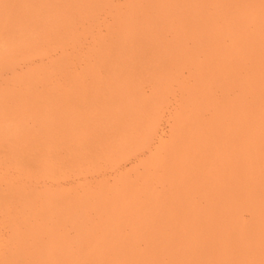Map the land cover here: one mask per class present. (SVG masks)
<instances>
[{
    "label": "bare ground",
    "instance_id": "obj_1",
    "mask_svg": "<svg viewBox=\"0 0 264 264\" xmlns=\"http://www.w3.org/2000/svg\"><path fill=\"white\" fill-rule=\"evenodd\" d=\"M19 1L18 12L4 11L0 15V30H4L0 31V35L9 28L7 23L18 30L16 38L10 39L11 42L0 37V64L6 63L8 59L17 61V58H23L24 55L19 53L21 46L20 52L28 44L31 48L32 39L24 33L23 28V24L27 27V21L38 23L42 29L54 27L50 30L56 34L50 37L44 35L45 29L42 30L36 24L34 26L42 30V35L54 39L52 43L50 40L45 43L48 38L43 36V43L51 44L46 49L39 46L41 51L34 52V55L43 57L53 49H59L61 53L60 59L51 61L49 67L31 73L33 81L35 77L40 81H48L44 95L49 96V99L59 97L67 102L71 97L88 95L86 79L93 81L98 78V67L107 63L108 52L131 44L135 39L133 37L138 34L151 40L155 36L151 41L152 47L163 52L157 54V62H164L160 64L162 68L165 63L168 66L164 77L162 74L164 80L154 77L150 82L153 90L151 98L139 103L144 102L146 107L152 105L151 112L157 114L164 107L161 105H165L167 97L171 96L172 86L179 92L177 108L171 118L170 144L166 141L168 146L161 143L153 152L149 150L148 159L141 163L143 173H139L133 182L126 184L127 179L121 176L123 178H119L107 193H103V189L99 193L97 189V193L86 192V195L81 192L84 195L74 204L63 202L60 209H56L57 204L42 205L43 209H47L50 225L49 242L39 261H43V264H264V154L259 153L261 149L257 148L258 143L254 140L264 133V0H123L121 5H115L114 0H84L86 5L81 3L82 0ZM57 7L61 8V15L56 13ZM9 9L11 11L12 7ZM70 12L72 15L69 17ZM11 14H15V18ZM100 14L109 18L104 24L105 33L92 37L91 48L83 52L80 50V40L89 35L94 27L100 26ZM72 16L83 20L84 24L79 23L80 27H77L78 22L75 25ZM63 24L64 33L58 31L63 35H58L55 40L58 33L56 29ZM37 28H34L33 33ZM27 47L25 50L29 51ZM23 53L26 55L27 52ZM28 56H25L26 59ZM76 64L83 65L84 69L71 72ZM27 88L30 87L27 86L26 91ZM27 95L23 94V97ZM31 96L34 97L33 94ZM37 100L39 103L43 101L41 98ZM147 111L150 117H157L153 113L150 115V110ZM154 121L150 120L148 127L144 126L148 129V135L154 133ZM75 129H72L73 133L77 131ZM236 131L242 135L235 138L236 146L229 148L226 137L237 135ZM66 153L68 161L72 160L70 158L74 157V153ZM124 157L122 155L120 159ZM87 159L90 160V157ZM116 160L105 162L115 165ZM82 161L76 156L69 161L73 164H69L79 168L86 165ZM93 161L96 160L92 158L91 164L87 163L96 168L98 164L95 162L94 165ZM51 162H46L45 167L52 170L56 165H49ZM59 165L58 169L62 168ZM51 170L46 168L47 173ZM59 170L61 177L65 175L63 170ZM85 170L83 168L82 171ZM67 171L66 176L70 174V170ZM89 171L93 172L92 169ZM46 177H50L49 173ZM65 192L59 194L65 195ZM56 199L55 196V203L64 201ZM85 208L96 211L97 223H93V220L86 221L83 226L78 223L77 213ZM47 212L45 210L41 214L46 215ZM244 214L248 215L249 221L244 220ZM44 224L43 227H46L47 224ZM67 226L75 231L71 238L66 234L72 231H66ZM31 234L35 235L36 230L32 229ZM141 242L144 243L142 249Z\"/></svg>",
    "mask_w": 264,
    "mask_h": 264
},
{
    "label": "rangeland",
    "instance_id": "obj_2",
    "mask_svg": "<svg viewBox=\"0 0 264 264\" xmlns=\"http://www.w3.org/2000/svg\"><path fill=\"white\" fill-rule=\"evenodd\" d=\"M84 2L85 1L82 0L81 3L86 5L85 4L86 2H91V1L86 0V2L85 3ZM122 2L123 0H114L115 5H119V4L121 5ZM19 3H20L19 0H2L0 4V15H2L4 11H7V13L13 12L14 10L15 11L13 13L18 12L20 10L18 7ZM11 7L12 9L11 11H9L10 10L9 8ZM1 8H2V11H1ZM55 10L57 11L56 12L57 14L59 12H62L60 7H57V9ZM13 15L12 17L15 18L16 15L15 16ZM71 15H72V12H70L69 17ZM98 18H99L98 23L100 26L94 27L93 30L90 31L89 35L81 38L80 40L81 42L80 50L83 52L91 48L92 37H97V35H104L105 33L104 24L109 21V18L103 17L102 14H100ZM104 18L105 20L103 21L102 19ZM54 19H57V17H54ZM71 19H74L75 25L77 24L76 22H78L79 26L77 27H80V24L81 25L84 24L83 20H79L77 19V17L72 16ZM27 23H26L27 27L25 26V24H23V28H25L24 33L25 34L27 33V36H29V38L32 39L31 41L33 42L31 43L32 46L35 47V45H38L37 48H34L32 46L30 48V44H28L26 46H29L27 47L29 48V51H26L27 49L25 48L26 47L25 46L23 49H21V52H22L21 53L20 52V48L22 47L21 46L19 48V53L24 55L23 58H17V61L8 59L10 61L9 64L7 63L8 60L6 61L8 65H6V63L4 62L3 64H0V113H1L0 117L2 118V119L0 118V122H1L0 123V264H5L6 262H11V264H29V263L30 264H39V263L43 264V261L40 262L39 259H41L40 258L41 255L43 256L45 254V252H42V251H46L45 245L46 244L48 245L47 242H49L48 226L50 225V221L47 215L48 212H47V209H45L46 203L52 204V206L57 204L56 209L57 208L60 209L63 202L69 203V204H72L73 202L75 203V201L79 197H82L84 195V194H81V192L85 193V195H86V192H90V191L93 193H97L96 192V189H97L98 193L102 192L103 190H104L103 193H107V191H110L111 189H113L112 186L116 185L117 180L123 177L125 178V180L127 179L126 184L133 182V179L135 180L139 176V173L142 172L141 163L146 161V159H148L149 152L150 151L153 152L161 143H164L166 146L170 144L169 139L172 137L171 135L172 131L170 130L171 129L170 127L172 125V119H173L172 117L177 108V102L179 98L178 90H176L175 86H172L173 90L171 91L172 92L171 96L167 97L168 99L165 101L166 103L164 102L165 105H161V107L162 106L164 107H162L161 110H158L157 114L153 113V111L151 112L152 108L150 109V106L152 105L150 106L148 105L149 107H146L147 104H145L144 102L139 103L140 101L148 100L151 98V95H153L152 94L153 90L151 89L152 85L150 84V82L153 81L154 77H162V74L164 77L168 66L166 65L167 63H165L166 66L164 65L162 68L161 67L162 65L160 64H163L164 62L163 63L157 62L159 59V56L157 54L161 55L163 52L162 51L160 52L159 50H156L152 47L153 43L151 44V41L155 39V36L152 37V40H151L150 37H146L144 35L138 34L133 37L135 39L131 42V44H128V45L124 44L123 48H114V50L108 52V56L110 58L107 56L108 57L107 63L98 67V70H97L98 78L93 81H90L88 78L87 79L89 81L86 79L85 85H86V88L89 89L88 95L82 94L83 96L80 95L77 97H71L68 99L67 102H65L63 99L59 97L55 98L54 100L49 99L50 98L49 96L44 95L46 94L45 90L47 89L48 84H49L48 81H45V82L40 81L38 77H37L38 80L35 77L33 81V76L31 75V73L47 68L49 67L48 65L51 61H55V60L57 61L58 59H60L59 57L61 53L59 49H57V51L56 49H53L51 50L52 52L51 51H49L50 53L48 52L49 55L45 54L46 56L44 55L43 57L42 56L37 57L36 55H34V52L35 53L36 51L38 52L39 46L41 47V49L42 48L46 49V47H48V45L51 44L52 41L54 40L53 38H52L53 40L52 39L50 40L48 36H44V35L48 34L51 37V35L55 36L56 33L53 32L54 33L53 35L52 30H50V29H53L54 27L52 28H48L49 26L43 27L45 29L44 30L42 29V27H40V25L38 26V23H34V22L29 23L28 21ZM29 24L32 25L33 27L30 26ZM35 24L37 27H40L42 30H44L43 32L44 35L40 33L42 32V30L41 31L38 30L40 28L34 27ZM7 25L9 27L6 30L7 33L6 32L5 34L3 33V35H0V37L2 36L1 38L7 41L8 40L10 41V39L16 38L17 36L16 32L18 30L14 29L13 27L11 28L9 23H7L6 26ZM43 25H46V24H43ZM64 25L65 24L61 25V28L57 27L58 29H56V32L62 30L61 32L64 33L63 31ZM30 27H32V29ZM34 28H37L35 29V32H38L36 34L40 36L34 34L35 32L33 33ZM46 29L50 32H48ZM0 31L4 32V30H0ZM31 31H32V34H30ZM61 32L57 33L56 35L57 37H55V40L56 38L59 37L58 35L62 34ZM33 36H34V40L32 38ZM43 36L48 39L45 40ZM42 37L44 38L45 43H48L49 40L51 43L44 44L43 43L44 40L41 39ZM35 41L39 42V44ZM148 42L150 44H148ZM150 45L152 48L151 47L149 48ZM31 49L34 51H32ZM150 49L152 51H150ZM23 51L27 52L26 55H29L28 56L29 58L26 59L25 57L26 55L25 53H23ZM16 53H18V51ZM29 53H31V55ZM125 57L127 59H125ZM111 58H112V61H111ZM109 60L113 62L114 64L111 63ZM83 67L84 66L81 64L80 65L76 64L75 67L71 68V72H73V70L76 72H79L80 70L84 69ZM157 72H159V74ZM185 73L186 72L183 73L184 77L187 76ZM163 77L162 79L164 80L165 78ZM127 78H129V80ZM14 83H17V84L14 85ZM41 83H45V84H43L42 86ZM45 85L46 87H44ZM27 86H29L30 88H27V91H26ZM34 86L35 87L37 86L36 89H34L35 88ZM28 89H30V94L31 95L33 94L34 97L29 94ZM40 90H43V91H40ZM91 91H92V94H91ZM94 91L96 92V94L94 93ZM173 91H174V94H173ZM108 92L110 93L108 94ZM23 94L24 95L28 94L27 95L28 97L27 96L23 97ZM38 95L39 96L44 95L46 98L44 96L38 97ZM33 98H35L36 100ZM37 98L38 99L41 98V100L43 101L39 100L40 101L39 103ZM153 102L155 101L153 100ZM153 102H151V104H153ZM143 104L145 106H143ZM46 105L48 108L46 107ZM97 105H99L100 107ZM106 107L108 108V110ZM101 108L103 111L101 110ZM147 110H150L151 112L150 115L153 113V114H156L157 117L156 116L155 117L152 116L154 118L150 117L149 112ZM144 112H146V114H144ZM109 113L112 115H110ZM64 115L68 118L64 117ZM101 115H103V117ZM146 116H149V117L146 118ZM145 118L146 120H144ZM150 120L151 122L155 120L154 122L156 124L154 133L152 135H148V129L144 127V126L148 127V125L150 124L148 122ZM73 123L75 124L73 125ZM75 125H77V127H75ZM79 125H81L80 128L78 127ZM75 128L77 129V131H74L73 133L72 129L74 130ZM59 132L61 136L59 135ZM79 132L80 134H78ZM239 132L240 131H236L237 135L231 136L229 134L231 137L230 136L226 137L228 141L227 146L228 147L230 146L229 148L236 146L235 138L238 135L239 136L242 135L241 133L238 134ZM67 133H68V137H67ZM262 135L263 137H261ZM111 136L113 138H111ZM134 137H136L137 139ZM259 137L257 136V140L256 139L254 140L258 143L257 148L261 149L259 153L264 154L262 153L264 152L263 151L264 144H262L264 143V133L259 135ZM49 139L52 141H50ZM53 141L54 143H52ZM67 141L68 143H66ZM81 141H83V144ZM166 141H168L167 142L168 144L166 143ZM131 142L133 144H131ZM68 144H71V145H68ZM74 146H75V149H73ZM46 150H49V151L46 152ZM72 150H75V151H72ZM69 151L70 153L71 152L74 153L73 155L74 157L70 158L72 160L76 156L79 159L81 158V161L84 160L85 158L87 159V157L88 158L90 157V160L87 159V161L85 162L82 161V164L86 163V165L84 164L85 167L83 165H81L79 168L72 167L70 166V164H73V163L69 162L72 160L68 161L69 157H66L68 156L66 152H69ZM76 151L77 152L79 151L78 155L76 154ZM133 151L135 152L133 153ZM81 152L83 155L81 154ZM94 154L96 155V157H94L95 156ZM45 155H48V156H45ZM122 155L126 156L122 158L123 160L120 159ZM82 156L84 159H82ZM91 157L94 160H96V161H93L92 163L95 165V162H97L96 165L98 164V166L96 167L97 171H95L96 168L94 165H93L94 167L90 165L91 160H92ZM110 159H114V160L117 159L116 160L117 163H115V165H109L107 162ZM101 160H103L104 162L103 161L101 162ZM106 160L107 162H105ZM260 160L258 162H260ZM50 161L52 162L49 163V165H53L55 163L56 166L54 167L57 168L56 169L52 166L54 168V169L52 168L53 173L49 167H45V163L50 162ZM65 162L66 164H64L65 165L64 166L63 163ZM87 162L90 164H88ZM58 164H60L59 167H62L59 169L65 172L64 173L65 175H63L62 177L60 175V170L58 169V166H57ZM88 167H89V170L92 169L93 172L87 170ZM46 168L48 170H51V171H48L50 177H46L48 174L46 172ZM63 168L68 169V171L64 170ZM83 168L84 170L85 169L86 170L82 171ZM54 171L55 172L57 171V172L55 173ZM66 171L70 173V174H67L68 177L66 176ZM71 173H74L75 175ZM76 173H79V174L77 175ZM56 174H58V176H56ZM57 177H59V179ZM99 188L100 190L101 189L103 190L100 191ZM60 192L61 193L65 192V195L59 194ZM55 196L57 197L56 201L58 200V198L60 199L59 201L61 200H64V201H61L60 203L59 202L55 203ZM52 197H53V202H52ZM48 199H51L50 202L52 203H50ZM42 205L45 206L44 209ZM41 206H42V210L40 209ZM39 210L42 211L41 213H43L46 210L47 216L44 214L45 217H43L44 215L41 214ZM37 211L41 215H39ZM97 215L98 214L96 213V211H90L85 208V209L79 210L76 217H77L78 223L83 226L86 221L93 220V223L94 222L97 223V220H98ZM243 218L245 221H249V217L247 214H244ZM44 223L47 224L46 227L45 226L43 227ZM32 229L36 230L35 235L31 234ZM67 230H72V228L67 226L66 231ZM74 232L75 231L72 230L70 232L69 231L66 232V234L69 236V238H71L73 237ZM20 241L22 242L23 245L21 244ZM19 244H21V246ZM140 245H141L140 246L141 249L144 248L143 246L144 243L141 242ZM24 247L25 248L27 247V248L25 249ZM16 250L17 252H15ZM18 254L19 256H16ZM6 264H10V263H6Z\"/></svg>",
    "mask_w": 264,
    "mask_h": 264
}]
</instances>
